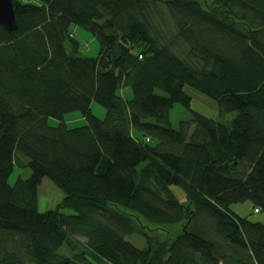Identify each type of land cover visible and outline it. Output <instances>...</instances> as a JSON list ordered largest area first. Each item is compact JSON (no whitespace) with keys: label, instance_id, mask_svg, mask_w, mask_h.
Masks as SVG:
<instances>
[{"label":"trees","instance_id":"trees-1","mask_svg":"<svg viewBox=\"0 0 264 264\" xmlns=\"http://www.w3.org/2000/svg\"><path fill=\"white\" fill-rule=\"evenodd\" d=\"M12 5L16 30L0 25V264H264V218L231 210L248 201L264 215V0ZM72 26L98 41L95 56ZM185 86L218 118L192 110ZM174 104L188 111L175 128ZM75 110L85 123L67 127ZM21 158L30 175L9 184ZM43 177L64 197L39 212Z\"/></svg>","mask_w":264,"mask_h":264},{"label":"rangeland","instance_id":"rangeland-1","mask_svg":"<svg viewBox=\"0 0 264 264\" xmlns=\"http://www.w3.org/2000/svg\"><path fill=\"white\" fill-rule=\"evenodd\" d=\"M160 9V17L159 13L157 18H160L161 23L156 20L157 28H160L161 32H163L165 37L169 36V32L172 33V22L169 19L168 15L164 13V11ZM159 11V10H158ZM166 22V23H165ZM72 32L74 33L75 38L79 41L82 45L81 52L83 55L86 56H95L99 49L98 41L89 33L87 30L79 27V26H72ZM185 92L188 93L191 97L190 101V108L194 111H197L205 116H209L212 118H218L217 108L215 102L209 99L208 97L199 94L193 91L188 86L184 88ZM91 110L92 112L102 117L104 115V108L98 105L95 102L91 103ZM188 111L180 104H174L169 112V121L172 127H177L179 120H183L187 118ZM63 120L67 127H77L83 125L85 123L84 118L82 117L79 111H70L64 114ZM48 123L52 126L58 124V121L53 118H49ZM136 134V132L134 131ZM22 159V158H21ZM23 162L19 164H15L13 170L11 171L8 177V183L13 184L17 178L26 179L30 175V170L28 167L24 166V159ZM171 191L174 197L180 202L184 203L185 200V193L183 189L179 186H171ZM64 197V192L61 188L55 185L50 179L47 177H43L37 187V210L39 212H45L51 209H54ZM231 210L237 213L240 216H246L253 221H262L264 218L263 213H253L252 206L248 201L243 203H236L231 205ZM67 213H70V210H65ZM127 241L135 245L136 247H143L144 242L143 240L135 235H129L126 237ZM62 254L69 256L70 252L67 250L66 246H63L61 251Z\"/></svg>","mask_w":264,"mask_h":264},{"label":"water","instance_id":"water-1","mask_svg":"<svg viewBox=\"0 0 264 264\" xmlns=\"http://www.w3.org/2000/svg\"><path fill=\"white\" fill-rule=\"evenodd\" d=\"M0 25L8 31H14L17 28L12 0H0Z\"/></svg>","mask_w":264,"mask_h":264},{"label":"built area","instance_id":"built-area-1","mask_svg":"<svg viewBox=\"0 0 264 264\" xmlns=\"http://www.w3.org/2000/svg\"><path fill=\"white\" fill-rule=\"evenodd\" d=\"M148 139H149V138H146V141H148ZM256 211H257V210H256V209H254V212H256Z\"/></svg>","mask_w":264,"mask_h":264}]
</instances>
